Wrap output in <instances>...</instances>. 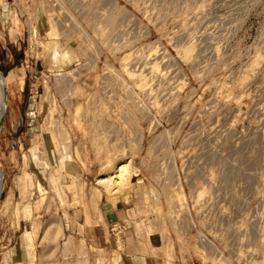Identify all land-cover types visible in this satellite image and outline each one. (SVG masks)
<instances>
[{
  "label": "rangeland",
  "instance_id": "rangeland-1",
  "mask_svg": "<svg viewBox=\"0 0 264 264\" xmlns=\"http://www.w3.org/2000/svg\"><path fill=\"white\" fill-rule=\"evenodd\" d=\"M0 82V264H264V0H0Z\"/></svg>",
  "mask_w": 264,
  "mask_h": 264
},
{
  "label": "crops",
  "instance_id": "crops-1",
  "mask_svg": "<svg viewBox=\"0 0 264 264\" xmlns=\"http://www.w3.org/2000/svg\"><path fill=\"white\" fill-rule=\"evenodd\" d=\"M101 195V216L90 215L89 220L93 221V225L85 227V231L104 236L113 232V227L118 225L120 232L125 233L126 228L135 223L125 199L119 197V200L112 201L105 199L103 192ZM165 238L161 232L144 229L142 235L133 236L131 240L123 239V246L113 250L117 252L119 264H173L165 252Z\"/></svg>",
  "mask_w": 264,
  "mask_h": 264
},
{
  "label": "bare ground",
  "instance_id": "bare-ground-1",
  "mask_svg": "<svg viewBox=\"0 0 264 264\" xmlns=\"http://www.w3.org/2000/svg\"><path fill=\"white\" fill-rule=\"evenodd\" d=\"M4 99H5V92H4L3 86L0 82V116H1L2 111H3ZM1 121L2 120L0 119V124H1ZM116 167L121 170L124 167V164L119 162L116 164Z\"/></svg>",
  "mask_w": 264,
  "mask_h": 264
}]
</instances>
